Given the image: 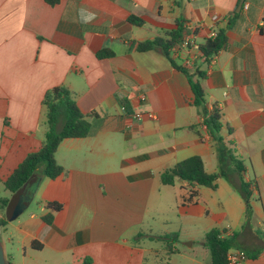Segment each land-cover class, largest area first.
I'll use <instances>...</instances> for the list:
<instances>
[{
    "label": "crops",
    "instance_id": "0c3cea01",
    "mask_svg": "<svg viewBox=\"0 0 264 264\" xmlns=\"http://www.w3.org/2000/svg\"><path fill=\"white\" fill-rule=\"evenodd\" d=\"M239 2L0 0V221H7L0 239L7 259L212 264L205 241L216 228L233 239L234 249L247 253L245 264H264V0H244L237 11ZM81 9L95 18L82 22ZM130 17L143 23L132 24ZM201 21L226 38L211 62L197 65L205 72L207 108L217 104L222 110V136L234 141L246 166L239 174L224 158L229 179L220 178L216 190L180 179L173 186L161 182L166 169L192 156L203 159L206 172H219L221 146L205 127L197 128L201 136L190 130L203 116L192 106L189 78L163 48L137 50L138 43L164 38L178 22ZM104 50L112 54L98 57ZM61 86L88 117L90 133L61 142L56 160L65 173L50 179L38 168L22 196L26 207L14 216L16 194L4 181L42 147L47 132L42 102ZM148 112L157 118H135ZM241 181L256 185L249 219ZM52 202L62 209H48ZM50 214L48 224L43 218ZM171 233L179 234V242L159 239ZM185 243L196 252L185 251Z\"/></svg>",
    "mask_w": 264,
    "mask_h": 264
},
{
    "label": "trees",
    "instance_id": "16d2710c",
    "mask_svg": "<svg viewBox=\"0 0 264 264\" xmlns=\"http://www.w3.org/2000/svg\"><path fill=\"white\" fill-rule=\"evenodd\" d=\"M51 3L54 2L51 1ZM129 21L135 25H141L143 23L142 20L136 17H130ZM182 34L183 23L178 22L177 28L170 33H166L164 38L159 37L151 41L138 43L137 50L138 52H148L160 46L163 48L165 55L169 57L171 46L182 38ZM225 45L226 38L222 31H218L216 38L208 39L201 43L200 50L206 57V62L208 63L211 57L215 56ZM111 54L110 51L104 50L98 54V57H107ZM171 63L176 70L184 73L189 78L194 94L192 106L198 108L203 116L201 124L199 126H191L190 130L195 131L201 136L197 128L200 126L205 127L212 140L221 146L218 153L220 168L219 172L208 173L205 170L203 159L200 156H192L166 169L161 174V182L164 185L173 186L175 181L180 179L193 187L204 186L216 190L217 182L220 178L229 179L228 172L223 167L224 158L231 163L239 174L245 173V163L237 156L234 149V141L229 138L225 142V138L222 136V131L225 126L222 110L217 104H215L211 111L207 108L206 92L201 83V80L205 78V72L201 70V67H184L173 60H171ZM194 76L197 78L196 81L192 79ZM42 104L47 110V132L43 145L39 151L29 154L4 181L5 189L11 194H16L40 167H43V175L50 179H55L64 174L65 169L56 160V152L59 145L65 139L84 138L90 133L88 117L80 111L72 93L67 88L61 86L49 90L45 94ZM59 125H62L60 131L58 130ZM227 131L230 137L233 134V130L227 127ZM34 188L35 186L32 187V189ZM254 188L256 189L254 182L241 181L239 191L246 202L247 219L251 217L253 212L250 198ZM190 196L195 197L196 192L192 191ZM47 208L53 212H57L62 209V206L56 202H52L47 205ZM43 219L50 224L53 220V215H46ZM6 224V220L0 221V226H5ZM159 239L165 240L167 243H177L179 242V234L171 233L159 237ZM205 246L210 251L212 264H227L228 252L234 245L232 238L223 237V232L215 228L206 235ZM8 262L9 264H13L10 259H8Z\"/></svg>",
    "mask_w": 264,
    "mask_h": 264
},
{
    "label": "built area",
    "instance_id": "2783aa9c",
    "mask_svg": "<svg viewBox=\"0 0 264 264\" xmlns=\"http://www.w3.org/2000/svg\"><path fill=\"white\" fill-rule=\"evenodd\" d=\"M206 29V33L202 34V31ZM218 32L212 27L209 28L204 22L183 23L182 38L175 44H173L169 50V57L171 60L180 63L184 67H197L198 62H206V57L200 50V45L205 40L214 39L217 37ZM213 57L209 60L211 62ZM140 102L146 101L145 95H139ZM143 116H147L150 119H156V115L153 112L146 114L139 113L135 116L137 119H141ZM249 257L247 253L242 249H230L227 255V264H245Z\"/></svg>",
    "mask_w": 264,
    "mask_h": 264
},
{
    "label": "water",
    "instance_id": "95a60500",
    "mask_svg": "<svg viewBox=\"0 0 264 264\" xmlns=\"http://www.w3.org/2000/svg\"><path fill=\"white\" fill-rule=\"evenodd\" d=\"M243 4H244V0H240L237 11L241 10ZM36 177H37L36 173L33 174L32 177L25 183V185L16 193V197L14 200L15 201L14 216H17L26 207V205L23 204L22 196L33 185ZM26 198L29 199L28 196H26ZM0 264H9L5 251V245L1 239H0Z\"/></svg>",
    "mask_w": 264,
    "mask_h": 264
},
{
    "label": "clouds",
    "instance_id": "9594fccd",
    "mask_svg": "<svg viewBox=\"0 0 264 264\" xmlns=\"http://www.w3.org/2000/svg\"><path fill=\"white\" fill-rule=\"evenodd\" d=\"M95 18L94 14L91 12H86L85 9L80 10V19L84 23L91 22Z\"/></svg>",
    "mask_w": 264,
    "mask_h": 264
},
{
    "label": "rangeland",
    "instance_id": "374dc122",
    "mask_svg": "<svg viewBox=\"0 0 264 264\" xmlns=\"http://www.w3.org/2000/svg\"><path fill=\"white\" fill-rule=\"evenodd\" d=\"M204 239V237H203V235H202V240ZM185 240V239H184ZM201 240V239H200ZM190 242L191 241H188V244H190ZM185 246L187 247H183V249L185 250V251H190V252H192V253H195L196 252V250H197V248H194V249H191V248H189L188 247V245H186V243H185ZM189 248V249H188Z\"/></svg>",
    "mask_w": 264,
    "mask_h": 264
}]
</instances>
